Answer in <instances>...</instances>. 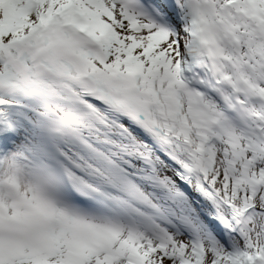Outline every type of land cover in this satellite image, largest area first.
<instances>
[{
	"label": "snow or ice",
	"instance_id": "1",
	"mask_svg": "<svg viewBox=\"0 0 264 264\" xmlns=\"http://www.w3.org/2000/svg\"><path fill=\"white\" fill-rule=\"evenodd\" d=\"M0 264H264V0H0Z\"/></svg>",
	"mask_w": 264,
	"mask_h": 264
}]
</instances>
